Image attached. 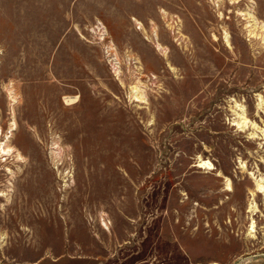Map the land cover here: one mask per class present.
<instances>
[{
    "label": "rangeland",
    "instance_id": "obj_1",
    "mask_svg": "<svg viewBox=\"0 0 264 264\" xmlns=\"http://www.w3.org/2000/svg\"><path fill=\"white\" fill-rule=\"evenodd\" d=\"M255 178L264 0H0V264H264Z\"/></svg>",
    "mask_w": 264,
    "mask_h": 264
},
{
    "label": "bare ground",
    "instance_id": "obj_2",
    "mask_svg": "<svg viewBox=\"0 0 264 264\" xmlns=\"http://www.w3.org/2000/svg\"><path fill=\"white\" fill-rule=\"evenodd\" d=\"M75 98H66V101L67 102H71V101H73ZM240 119H243V121H241L240 123H245V118L242 116V117H240ZM199 167H205V168H207V169H213V165L209 162V161H206V160H202V158L199 160V165H198ZM251 176H253V174L250 172L249 173ZM254 177V176H253ZM26 178H29V177H26ZM255 184H256V191H257V193L259 192V193H261L262 195H263V197H264V179L263 178H259V179H257V178H255ZM227 189H230V187L229 186H227ZM30 193H31V191H30ZM2 195V194H1ZM15 199V198H14ZM27 200V199H26ZM27 202H28V200H27ZM251 205V207L250 208H252V209H255V204L254 203H252V204H250ZM255 231V225H254V221H251L250 222V225H249V231H248V233L250 234V233H252V232H254Z\"/></svg>",
    "mask_w": 264,
    "mask_h": 264
}]
</instances>
